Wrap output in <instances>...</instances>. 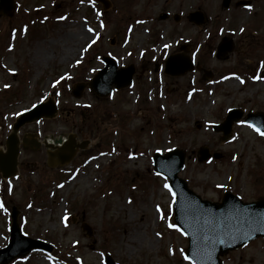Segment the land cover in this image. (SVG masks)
Wrapping results in <instances>:
<instances>
[{"label": "rangeland", "instance_id": "1", "mask_svg": "<svg viewBox=\"0 0 264 264\" xmlns=\"http://www.w3.org/2000/svg\"><path fill=\"white\" fill-rule=\"evenodd\" d=\"M109 1L103 10L93 0H15L13 18L0 17V151L16 119L49 98L57 116L19 136L88 142L64 167H49L54 150L43 147L21 150L15 177L0 173V249L9 243L13 206L22 231L53 246L10 264H105L106 254L115 264H191L169 180L154 171L156 152L183 150L180 176L204 200L220 203L227 191L244 202L264 197V137L244 123L248 113H264V0H231L228 8L223 0ZM195 11L205 16L201 26L188 21ZM225 37L234 50L218 59ZM67 44L78 50L69 58ZM185 44L196 68L165 75L168 57ZM103 56L134 65L133 84L108 98L89 86L74 97L73 87L104 67ZM232 109L244 117L225 142L212 126ZM202 147L218 157L199 163ZM140 228L153 247L130 242ZM221 259L264 264V241Z\"/></svg>", "mask_w": 264, "mask_h": 264}, {"label": "water", "instance_id": "2", "mask_svg": "<svg viewBox=\"0 0 264 264\" xmlns=\"http://www.w3.org/2000/svg\"><path fill=\"white\" fill-rule=\"evenodd\" d=\"M102 2L105 8L109 3ZM229 2V0L227 1ZM228 6V3L225 5ZM15 5L13 0H0V16L13 17ZM190 21L197 24L205 22L201 13L190 15ZM234 49L231 40L224 39L218 48V58H225ZM182 50H187L183 47ZM106 68L100 71L91 83V89L98 96H108L113 87L117 89L131 85L135 69L133 66L118 70L116 62L105 57ZM191 60L183 55L172 56L166 65V74L181 76L193 71ZM86 84L75 86L73 95L81 97ZM58 108L52 100L47 104H40L29 112L23 114L13 127V133L7 140V153L0 152V172L4 178H9L17 173L20 141L18 132L25 124L39 121L43 118H54ZM243 117L241 110H232L226 121L221 125L213 126L216 132H223L224 140L231 134L232 126ZM247 123L255 125L264 133V114H249ZM23 138L26 149L38 150L41 144L36 141V135ZM47 147H53L47 145ZM87 143L77 145L75 137L70 136L65 147L56 153L49 154V165L69 164L75 157L78 149H86ZM199 161L206 162L212 155L207 148L199 151ZM186 155L183 151L175 150L166 156L156 154L154 157L155 170L158 174L170 179V187L175 193V221L189 239L187 259L193 264H223L220 257L230 251L248 245L257 238H264V198L257 202L244 203L239 197L227 192L222 203L216 204L203 200L188 188L187 183L179 178L185 166ZM11 242L5 249L0 250V264H9L14 259L25 257L33 250L51 251V247L41 241L32 240L24 236L18 226V213L14 209ZM89 230V228H87ZM90 231V230H89ZM107 264H115L111 257L106 258Z\"/></svg>", "mask_w": 264, "mask_h": 264}, {"label": "bare ground", "instance_id": "3", "mask_svg": "<svg viewBox=\"0 0 264 264\" xmlns=\"http://www.w3.org/2000/svg\"><path fill=\"white\" fill-rule=\"evenodd\" d=\"M76 47H77L76 44L73 45L67 44V49H65V53H64L65 58H69L71 55H75L78 51ZM48 143L55 145V147H59L61 145L59 143L55 144L54 138L53 139L49 138ZM144 226L146 227V224ZM130 242L139 244L140 246L148 244L150 248L153 247V242L152 241L149 242L147 237L142 235L141 228L134 232V235L130 238Z\"/></svg>", "mask_w": 264, "mask_h": 264}, {"label": "snow or ice", "instance_id": "4", "mask_svg": "<svg viewBox=\"0 0 264 264\" xmlns=\"http://www.w3.org/2000/svg\"><path fill=\"white\" fill-rule=\"evenodd\" d=\"M257 131H259V129H256ZM262 135H264V133H261ZM167 187V185H165ZM0 207H2V205H0Z\"/></svg>", "mask_w": 264, "mask_h": 264}]
</instances>
